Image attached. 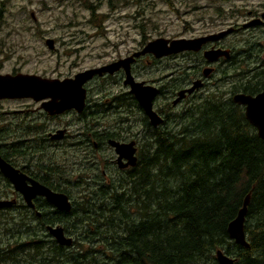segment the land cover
I'll use <instances>...</instances> for the list:
<instances>
[{
    "label": "trees",
    "instance_id": "obj_1",
    "mask_svg": "<svg viewBox=\"0 0 264 264\" xmlns=\"http://www.w3.org/2000/svg\"><path fill=\"white\" fill-rule=\"evenodd\" d=\"M99 1L115 7L130 0ZM95 7L88 4L92 18ZM141 27L144 46L147 24ZM239 81L154 130L135 187L107 201L105 190H98L95 200L76 206L71 214L83 236L77 245L90 248L69 250L49 236L13 229L19 235L11 233L0 264H219L218 250L235 264H264V140L230 96L254 95L264 83ZM248 194L245 248L228 227Z\"/></svg>",
    "mask_w": 264,
    "mask_h": 264
},
{
    "label": "flooded vegetation",
    "instance_id": "obj_2",
    "mask_svg": "<svg viewBox=\"0 0 264 264\" xmlns=\"http://www.w3.org/2000/svg\"><path fill=\"white\" fill-rule=\"evenodd\" d=\"M259 1L264 4V0ZM263 14L264 9L249 12V19L243 24H232L219 32L178 38L195 40L228 32L222 38L206 41L199 51H184L161 59L146 55L132 64V76L138 81L134 75L135 67L143 58L151 59L147 61L148 64L176 57H181L186 62L184 67L179 69V71L183 70L181 79L165 82L163 81L165 78H162L155 82L157 84L151 85L158 89L154 109L164 120V123L157 127L152 125L139 105L138 99L131 93L130 87L124 84L126 79L124 69L114 74L95 75L86 81L82 86L85 92L84 104L79 111L74 108L65 109L60 113L54 109L48 111L44 106L52 99L0 100L7 105L19 103L17 108L6 109L3 104H0L2 107L0 160L15 171L16 174L13 177L17 185L24 190V192L17 190L11 178L0 171V201L8 203L0 208V222L5 231L12 229L9 233L3 231L6 238H3L1 242L0 253L7 251L6 244L11 233L18 237L19 233L13 229L31 238L51 237L47 227H61L64 235L73 240L71 247H61L69 250L90 248V244H87L85 248L77 245L76 240L83 236L79 233L78 219L71 214L72 211L83 200H95V191L105 190L107 194L104 198L107 201L112 200L114 192L135 187L138 172L142 166L141 158L143 154H146L143 150L150 146L155 129L162 128L165 124L169 126L167 121L175 116L174 110L195 100L196 94L214 77L222 78L221 80L239 79V82L245 86L264 83V20L259 24H252L261 19ZM46 40L44 42L46 47L55 52L57 50L55 42L53 41L52 47L49 48ZM238 42H243L242 49L237 47ZM146 45L142 46L141 50ZM216 51L228 52L229 57L224 55L215 61L206 58V53ZM81 72L68 74L64 78L15 71L0 75H35L44 79L62 81L73 79ZM199 80L203 82V86L194 93L187 94L183 100L175 104L179 92L191 88ZM262 92L264 90L254 95H247L257 96ZM162 95L169 102L157 108L156 101ZM140 108L143 114V126L139 129L137 123ZM116 144H133L129 150H135L137 161L134 166H127L128 159L125 157L120 160ZM129 150L127 148L124 150L127 155ZM33 187H41L54 194L66 195L71 204V211L65 213L58 210L44 195L40 194L31 199V206H29L25 196ZM73 191L76 192L77 198L73 197Z\"/></svg>",
    "mask_w": 264,
    "mask_h": 264
},
{
    "label": "rangeland",
    "instance_id": "obj_3",
    "mask_svg": "<svg viewBox=\"0 0 264 264\" xmlns=\"http://www.w3.org/2000/svg\"><path fill=\"white\" fill-rule=\"evenodd\" d=\"M88 4L96 6L95 18L91 17ZM0 8V74L15 71L64 78L141 50L143 23L147 24L144 28L149 36L147 42L198 36L219 32L232 24H243L248 21L249 12L263 10L264 4L259 0H130L112 7L106 1L96 0H0ZM46 39L55 42V52L46 47ZM236 44L242 49L243 42ZM149 60L143 58L135 67L134 75L139 82L155 85L162 78L165 82L181 79L183 70L179 69L186 64L183 58L154 64H148ZM221 79L209 80L195 100L174 110L175 118L219 89L225 93L239 80L227 79L225 83V79ZM166 102L169 101L162 95L156 107ZM0 104L5 109L19 105L17 102ZM138 117L140 129L143 114L139 113ZM73 192V197L77 198ZM3 230L0 222V247L6 238Z\"/></svg>",
    "mask_w": 264,
    "mask_h": 264
},
{
    "label": "water",
    "instance_id": "obj_4",
    "mask_svg": "<svg viewBox=\"0 0 264 264\" xmlns=\"http://www.w3.org/2000/svg\"><path fill=\"white\" fill-rule=\"evenodd\" d=\"M264 20L262 18L254 21L252 24H259ZM228 32L212 35L207 38L187 40V39H166L158 38L150 41L141 51L134 53L132 56L120 59L116 62L93 69L85 70L73 79L49 80L35 75L18 74L16 76L0 75V100L3 99H21L31 98L34 101H41L45 99H52L45 104V108L50 111L54 109L57 113L65 109L74 108L77 111L82 109L84 104L85 92L82 88L83 84L90 80L95 75L102 76L103 74H114L120 69H124L126 79L124 84L129 86L131 93L139 101V105L143 108L146 116L150 119L153 126H159L164 123V120L158 115L154 109V101L158 94V89L154 86L148 85L145 82H139L134 79L131 73V66L140 57L146 55H153L157 59L176 55L184 51H199L202 44L208 40L219 39L224 37ZM48 47H52L53 40H46ZM229 57L228 52L216 51L206 53V58L210 61H215L221 56ZM203 86L201 80L196 81L193 86L187 90L179 92L175 104L183 100L187 94H192ZM233 102L245 108V117L247 121L257 130L259 138L264 140V92L257 96L247 94H236L233 96ZM117 151L120 154V160L124 157L128 159V165H135L137 158L135 157V150L130 145L116 144ZM125 148L129 150V155L125 153ZM0 171L3 175L10 177L15 183L17 190L21 189L15 181V171H13L7 164L0 160ZM44 195L47 200L52 203L58 210L65 213L71 211V204L64 194H54L41 187H33L26 193L25 199L27 204L31 206V199L37 195ZM251 200V194H248L244 200L243 206L240 209L238 216L233 220L228 227V233L232 240L238 245L249 248L250 244L247 241L245 231L246 215ZM8 203L0 201V208L5 207ZM47 231L51 237L60 246L71 247L73 240L64 235L61 227H47ZM216 259L219 264H235V258L230 257L224 251L218 250L216 252Z\"/></svg>",
    "mask_w": 264,
    "mask_h": 264
},
{
    "label": "bare ground",
    "instance_id": "obj_5",
    "mask_svg": "<svg viewBox=\"0 0 264 264\" xmlns=\"http://www.w3.org/2000/svg\"><path fill=\"white\" fill-rule=\"evenodd\" d=\"M134 97V96H133ZM148 119V118H147ZM166 121V120H165ZM99 251V250H98Z\"/></svg>",
    "mask_w": 264,
    "mask_h": 264
}]
</instances>
